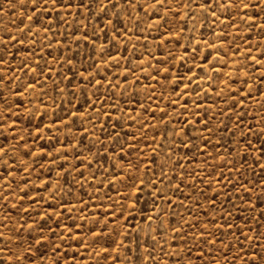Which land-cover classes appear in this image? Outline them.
<instances>
[{
    "label": "rangeland",
    "instance_id": "374dc122",
    "mask_svg": "<svg viewBox=\"0 0 264 264\" xmlns=\"http://www.w3.org/2000/svg\"><path fill=\"white\" fill-rule=\"evenodd\" d=\"M202 3L0 0V264H261L264 12Z\"/></svg>",
    "mask_w": 264,
    "mask_h": 264
},
{
    "label": "snow or ice",
    "instance_id": "6c2138e0",
    "mask_svg": "<svg viewBox=\"0 0 264 264\" xmlns=\"http://www.w3.org/2000/svg\"><path fill=\"white\" fill-rule=\"evenodd\" d=\"M36 0H32L33 5H35ZM53 8H55L57 5L60 7L70 8L71 7V0H68V2H63V0H51ZM45 7L47 6V0H44ZM208 5H215L218 8H221L223 12H229L230 9L233 8H239L243 7L244 9L248 8H259L260 12H264V0H255V3L252 2V0H248V2H245V0H223L222 3H218V0H204V3L198 4L197 6L200 8H205ZM188 5H184V7H187ZM178 14V13H177ZM213 16L216 15V12L213 11ZM29 19H32V17H29ZM261 57L264 58V52L261 53ZM255 60V58H253ZM2 235V233H0ZM261 264H264V258L261 260Z\"/></svg>",
    "mask_w": 264,
    "mask_h": 264
}]
</instances>
